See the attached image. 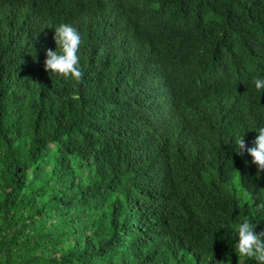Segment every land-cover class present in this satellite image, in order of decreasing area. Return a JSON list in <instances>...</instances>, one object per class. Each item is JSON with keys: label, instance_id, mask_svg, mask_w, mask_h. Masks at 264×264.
I'll use <instances>...</instances> for the list:
<instances>
[{"label": "trees", "instance_id": "1", "mask_svg": "<svg viewBox=\"0 0 264 264\" xmlns=\"http://www.w3.org/2000/svg\"><path fill=\"white\" fill-rule=\"evenodd\" d=\"M62 23L82 83L45 70ZM254 77L264 0H0V264H257Z\"/></svg>", "mask_w": 264, "mask_h": 264}, {"label": "clouds", "instance_id": "2", "mask_svg": "<svg viewBox=\"0 0 264 264\" xmlns=\"http://www.w3.org/2000/svg\"><path fill=\"white\" fill-rule=\"evenodd\" d=\"M54 40L59 51L52 49L46 51L45 70L62 78H71L77 83H82L84 73L79 66L78 56L83 43L80 32L71 24L62 23L55 27ZM253 83L258 92L264 91V78L254 77ZM167 113L171 117L180 116L174 111ZM241 120L249 123V127L252 128V136H256V138L253 142L254 146L248 147L244 136L237 137L235 140L236 152L240 156H244L247 152L251 156L248 159H252L251 163L257 166V173H264V111L249 100L243 109ZM215 145V135L200 136L196 140L195 150L207 152ZM235 175L238 178L237 173ZM258 208L264 209V202L260 203ZM257 226V223L249 220H244L238 225L236 231L239 239L235 251L240 258L247 257L254 259L257 264H264V231L257 232Z\"/></svg>", "mask_w": 264, "mask_h": 264}]
</instances>
